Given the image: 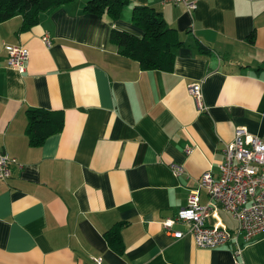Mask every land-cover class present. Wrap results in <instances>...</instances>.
<instances>
[{"label":"crops","instance_id":"crops-1","mask_svg":"<svg viewBox=\"0 0 264 264\" xmlns=\"http://www.w3.org/2000/svg\"><path fill=\"white\" fill-rule=\"evenodd\" d=\"M87 1L43 13L29 30L20 15L0 23V153L20 165L0 182V264H264V235L235 257L232 246L197 248L184 224L173 227L182 238L161 226L203 173L217 174L237 127L264 137V0H190V12L127 0L113 21L85 13ZM134 6L177 33L171 72L142 71L110 42L112 29L141 38ZM13 45L29 52L23 74L8 66ZM196 82L203 112L187 91ZM30 108L63 114L61 132L39 147L25 135ZM209 221L236 226L221 209ZM119 223L120 253L104 236Z\"/></svg>","mask_w":264,"mask_h":264},{"label":"built area","instance_id":"built-area-1","mask_svg":"<svg viewBox=\"0 0 264 264\" xmlns=\"http://www.w3.org/2000/svg\"><path fill=\"white\" fill-rule=\"evenodd\" d=\"M163 3L182 4L187 11L195 9L190 0H162ZM42 44L50 47V38L42 37ZM8 66L23 74L29 57L22 45L6 47ZM198 111H205L200 83L187 87ZM189 149L186 150L188 154ZM20 167L16 159L0 153V182L9 180L13 168ZM178 175L181 168L171 165ZM205 192L207 201L200 203L199 191ZM230 214L235 221L234 230L221 223H210L218 217V210ZM176 224L187 226V234L194 245L202 249L232 246L234 256L241 254L243 246L264 235V137L250 134L245 128L237 127L234 139L224 147L223 160L218 165L217 174L206 171L198 181V189L190 192L186 207L180 209L174 218L165 219L161 226L174 238H182L183 233L174 231ZM94 264H102V258H92Z\"/></svg>","mask_w":264,"mask_h":264},{"label":"trees","instance_id":"trees-1","mask_svg":"<svg viewBox=\"0 0 264 264\" xmlns=\"http://www.w3.org/2000/svg\"><path fill=\"white\" fill-rule=\"evenodd\" d=\"M75 0H0V23L20 15L23 19L21 30L35 26L41 14L67 5ZM127 0H88L84 12L105 16L110 21L121 17ZM131 24L142 30L141 38L128 32L110 30L109 40L117 48L118 54L138 63L142 71L171 72L174 65L173 49L180 45L175 30L168 27L161 14L143 6H134L130 16ZM248 41L253 44L254 33ZM255 73L260 68L254 69ZM27 125L25 135L31 147L41 146L46 139L61 132L63 114L61 111H49L42 108L26 110ZM119 223L104 233L108 244L117 252H122Z\"/></svg>","mask_w":264,"mask_h":264},{"label":"rangeland","instance_id":"rangeland-1","mask_svg":"<svg viewBox=\"0 0 264 264\" xmlns=\"http://www.w3.org/2000/svg\"><path fill=\"white\" fill-rule=\"evenodd\" d=\"M124 15V14H123Z\"/></svg>","mask_w":264,"mask_h":264}]
</instances>
